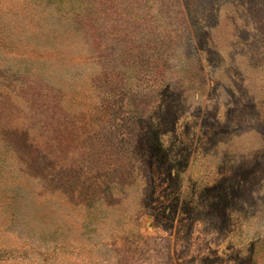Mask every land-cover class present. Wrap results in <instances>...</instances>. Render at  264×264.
Here are the masks:
<instances>
[{
    "label": "rangeland",
    "instance_id": "1",
    "mask_svg": "<svg viewBox=\"0 0 264 264\" xmlns=\"http://www.w3.org/2000/svg\"><path fill=\"white\" fill-rule=\"evenodd\" d=\"M0 264H264V0H0Z\"/></svg>",
    "mask_w": 264,
    "mask_h": 264
}]
</instances>
